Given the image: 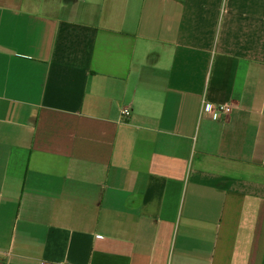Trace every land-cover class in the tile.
<instances>
[{"label": "crops", "instance_id": "crops-1", "mask_svg": "<svg viewBox=\"0 0 264 264\" xmlns=\"http://www.w3.org/2000/svg\"><path fill=\"white\" fill-rule=\"evenodd\" d=\"M0 252L264 264V0H0Z\"/></svg>", "mask_w": 264, "mask_h": 264}, {"label": "built area", "instance_id": "built-area-1", "mask_svg": "<svg viewBox=\"0 0 264 264\" xmlns=\"http://www.w3.org/2000/svg\"><path fill=\"white\" fill-rule=\"evenodd\" d=\"M216 119L220 118V114H223L225 116H229L232 113V107L229 104H223L218 106L216 109ZM122 114L126 117H129L131 115V110L128 108H125L122 111ZM8 254L0 252V259H3L4 257H7ZM62 264V263H61Z\"/></svg>", "mask_w": 264, "mask_h": 264}]
</instances>
